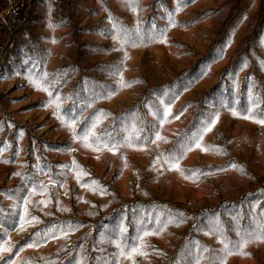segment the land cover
Here are the masks:
<instances>
[{
	"label": "trees",
	"instance_id": "trees-1",
	"mask_svg": "<svg viewBox=\"0 0 264 264\" xmlns=\"http://www.w3.org/2000/svg\"><path fill=\"white\" fill-rule=\"evenodd\" d=\"M0 264H264V0H0Z\"/></svg>",
	"mask_w": 264,
	"mask_h": 264
}]
</instances>
